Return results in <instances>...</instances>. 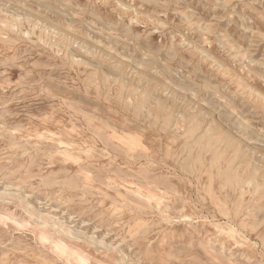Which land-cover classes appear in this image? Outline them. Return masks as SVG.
<instances>
[{
    "label": "rangeland",
    "instance_id": "rangeland-1",
    "mask_svg": "<svg viewBox=\"0 0 264 264\" xmlns=\"http://www.w3.org/2000/svg\"><path fill=\"white\" fill-rule=\"evenodd\" d=\"M0 264H264V0H0Z\"/></svg>",
    "mask_w": 264,
    "mask_h": 264
},
{
    "label": "bare ground",
    "instance_id": "bare-ground-1",
    "mask_svg": "<svg viewBox=\"0 0 264 264\" xmlns=\"http://www.w3.org/2000/svg\"><path fill=\"white\" fill-rule=\"evenodd\" d=\"M61 143V142H60ZM170 207V206H169ZM159 208V207H158ZM159 210V209H158ZM168 215V214H167ZM187 219V218H186ZM190 219V218H189Z\"/></svg>",
    "mask_w": 264,
    "mask_h": 264
}]
</instances>
